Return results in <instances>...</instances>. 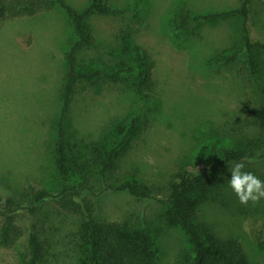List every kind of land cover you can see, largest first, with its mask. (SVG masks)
<instances>
[{
  "label": "rangeland",
  "instance_id": "1",
  "mask_svg": "<svg viewBox=\"0 0 264 264\" xmlns=\"http://www.w3.org/2000/svg\"><path fill=\"white\" fill-rule=\"evenodd\" d=\"M66 1L75 8H81L86 2ZM239 1L111 0L114 6L124 10L123 14L96 15L91 18L96 36L105 47L82 51L80 56H106L105 52L112 44V36L124 21L131 20L138 27V43L150 52L156 62L155 77L161 95L165 101L167 96H172V100L176 101L172 104L169 102L166 109L161 108L158 118L132 139L106 182L123 181L125 175L135 173L152 192L164 198L167 182L180 165L193 169L195 163V168L203 167L200 158L208 157L206 147L211 137L215 139L221 136L222 140L227 136L234 140L233 135L222 125L230 122L236 112L237 136L250 132L251 127L243 125L238 118L239 115H249L248 112L256 105L259 99L258 85L246 75L238 62L225 65L213 60L212 65L201 66L198 60L202 59L197 54L191 61L189 50L175 47L176 39L167 33L174 29L176 19L166 21L165 18L182 7L201 13L206 9L233 7ZM249 9L250 36L253 40H264V0H250ZM225 21L199 26L193 42L199 43V46L205 43L206 47L201 49H223L222 53L224 50L225 54L229 53L231 46L238 40V32L235 27L231 31L232 27L229 26L232 23ZM191 25L195 28L192 22ZM70 36V21L59 7L35 17L0 22L2 196L14 194L19 198L21 195L18 190L21 189L24 193L36 189H56L51 151L60 106L63 54ZM204 55L209 56L207 53ZM187 87L191 91L195 89L205 99V107L203 103L201 105L200 99H194L192 93L180 92ZM121 88L104 84L101 80L80 82L73 95L66 122L69 140L75 137L88 140L105 136L103 131L108 125L114 119L124 116L128 110V102L121 95ZM182 104L185 106H180ZM241 162L245 164V171L250 170L255 175L264 173L262 159ZM225 175L230 178L229 169ZM91 185L90 196L99 218L136 221L140 215H145L155 235L158 264L175 263L179 249L186 244V238L178 227L165 223L162 216L165 207L162 203L156 200H135L126 192L106 189L97 182ZM229 191L235 206L238 202L245 215L237 216V209H234L235 215H227V219L218 209L220 207L212 203L207 205L204 213L206 220L213 225L215 232L223 236L229 232L227 220L234 222V234L243 241L254 261L264 264V248L258 247L256 243L259 224L263 219L264 201L262 199L256 204L249 202L244 205L239 202L231 187ZM20 203L32 205L28 199H20ZM37 210L33 214L26 211L19 213L20 223L26 231L18 242L9 247L0 243V264H22L27 232L32 226L39 228L45 241L47 264H78L75 262L73 247L76 216L59 210L52 201L41 203Z\"/></svg>",
  "mask_w": 264,
  "mask_h": 264
},
{
  "label": "trees",
  "instance_id": "2",
  "mask_svg": "<svg viewBox=\"0 0 264 264\" xmlns=\"http://www.w3.org/2000/svg\"><path fill=\"white\" fill-rule=\"evenodd\" d=\"M249 4L250 0H240L236 6L219 10L206 9L196 13L182 7L172 15L165 14L166 21L176 19L174 29L167 32L176 39L175 47L189 50L191 61L197 54L202 59L198 60L201 66H210L213 60L225 65L240 63L246 75L258 85L259 99L249 115L241 113L238 118L243 125L251 127L250 132L237 136L236 112L230 122L222 125L234 140L227 136L222 138L223 141L221 136L211 137L206 143L208 157L200 158L203 167L197 169L195 163L193 169L180 165L167 182L164 198H160L135 173L125 175L123 181L106 182L132 139L158 118L161 108L166 109L169 102H176L172 96H167L165 101L161 95L155 77L156 62L150 52L138 43V27L131 20L124 21L112 36L106 56H80L82 51L105 47L96 36L91 18L96 15L118 16L123 14L122 8L114 6L111 0H86L81 8L73 7L66 0H0V22L35 17L59 7L71 24V36L63 54L60 106L51 151L56 189H36L26 193L21 189L18 190L19 198L14 194L0 195V243L9 247L22 238L26 230L20 223V212L37 213L38 205L52 201L59 210L77 218L73 239L76 263L158 264L155 235L145 215H140L136 221L106 220L97 216L90 196L91 184L97 182L106 189L126 192L135 200H156L164 205L162 216L165 223L178 227L186 238V244L179 249L174 264H257L243 241L234 234V222L227 220L229 232L223 236L215 232L204 215L207 205L212 203L220 207L218 209L227 219L229 215H235L234 209H237V216L244 214L238 202L235 206L229 191L230 178L225 172L237 162L264 160V40H253L250 36ZM223 20L232 23L229 26L231 31L235 27L238 32V40L229 53L225 54V50L222 53L223 49H201L206 47L205 43L199 46L193 42L199 26L214 25ZM191 22L195 28L190 26ZM100 80L104 84L122 87L121 95L128 102V110L108 125L103 131L105 136L69 140L66 122L77 85ZM180 92H190L194 99L202 101L201 105L203 101L205 103L195 89L191 91L187 87ZM256 175L264 181V173ZM20 199H28L32 205L21 204ZM256 243L264 248V212ZM24 246L22 264H47V247L38 227L32 226L28 230Z\"/></svg>",
  "mask_w": 264,
  "mask_h": 264
},
{
  "label": "clouds",
  "instance_id": "3",
  "mask_svg": "<svg viewBox=\"0 0 264 264\" xmlns=\"http://www.w3.org/2000/svg\"><path fill=\"white\" fill-rule=\"evenodd\" d=\"M245 164L237 162L229 167V186L238 197L241 204L249 202L256 204L264 199V181H261L255 174L245 171Z\"/></svg>",
  "mask_w": 264,
  "mask_h": 264
}]
</instances>
